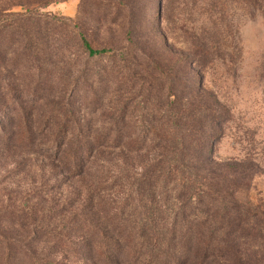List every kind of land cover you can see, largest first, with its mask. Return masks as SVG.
<instances>
[{
  "label": "rangeland",
  "instance_id": "374dc122",
  "mask_svg": "<svg viewBox=\"0 0 264 264\" xmlns=\"http://www.w3.org/2000/svg\"><path fill=\"white\" fill-rule=\"evenodd\" d=\"M21 13L30 20H21ZM75 24L95 48L111 53L81 52ZM19 26L52 34L34 43L57 47L49 51L59 59L57 66L46 53L19 52ZM204 28L213 35L208 44L211 38L217 44L209 66H201L193 52L206 43ZM153 63L175 67L177 79L189 84L192 77L199 79L198 87L221 115L209 155L211 174L242 184L240 198L249 197L264 210L263 0H0V264H114L98 252L101 230L109 223L96 205L100 195L123 200L135 191L140 173L158 153L153 140L165 133L156 106L165 102L166 91H153L152 98L146 88ZM49 69L58 75L42 71ZM182 92L180 97L190 98ZM122 115L126 129L116 128ZM64 121L67 129L59 130ZM79 134L146 138L137 148L104 145L85 173L73 177L56 149L66 146L58 140ZM227 164L243 170L223 168ZM32 207L58 214L50 222L22 225L3 213ZM84 217L97 224L93 235L81 227ZM5 231L20 244L8 259ZM136 242L133 249L125 247L122 264H142L127 255L138 248ZM247 242L241 241L248 251L244 263L264 264V239ZM164 250H156L159 262L167 260ZM180 254L172 249L170 256Z\"/></svg>",
  "mask_w": 264,
  "mask_h": 264
},
{
  "label": "trees",
  "instance_id": "16d2710c",
  "mask_svg": "<svg viewBox=\"0 0 264 264\" xmlns=\"http://www.w3.org/2000/svg\"><path fill=\"white\" fill-rule=\"evenodd\" d=\"M251 1L258 0H246L250 4ZM20 17L21 20H30L25 13H21ZM73 28H78L76 41L81 52H86L89 56L111 53L106 47L95 48L77 24ZM204 32L206 43L195 45L193 52L199 57L201 66H209L214 61L211 50H216L217 44L215 38H211V44H208L212 34L205 28ZM16 34L21 43L19 52L46 53L44 55L47 60L57 66L59 59H53V54H49V51L52 48L59 51L58 48L34 43V40L47 39L51 33L41 28L31 30L19 26ZM129 36L132 38V31H129ZM151 66V70L146 71L148 77L144 82L152 98L157 96L153 91H166L165 102L156 106L162 120L159 123L165 134L160 141L153 140L158 153L140 173L135 191L126 194L123 200L113 197L106 201L105 198L110 195H100L96 207L107 215L106 222L109 223L105 230H101L103 239H98V252L103 257L101 259L106 258L114 264H122L118 259L126 252L125 247L133 249L131 243L137 240L138 248L133 252L129 250L127 255L142 264H167L168 261V264H245L244 256L248 255V251L243 249L241 241L254 244L264 239V210L249 197L240 198V193L245 189L242 184L228 183L227 180L221 182L211 174L212 163L209 155L213 140L220 134L219 130L215 132L214 127L220 123L221 115L212 102L206 100L205 91L198 87L199 79L197 82L192 77V83L189 84L177 79L175 67L166 69L157 63ZM42 71L44 74L50 72V77L53 78L59 73L50 69ZM135 80L138 77L135 76ZM185 83L186 87L182 88ZM182 89L188 91L190 98L180 97V92L183 94ZM7 107L8 105L3 110ZM2 116L4 115L0 114V120ZM125 117L126 115H122L118 118L116 128L126 129L129 126ZM156 125L153 124L152 129H157ZM67 127L66 121L59 124V130H66ZM4 136L7 137L8 134L4 133ZM109 136L100 139L79 134L70 138V141L63 138L58 142L66 145L65 148L60 146L56 151L65 169L75 177L85 173L95 152L104 145L137 148L144 145L146 138L142 135L136 138L127 135L113 140ZM19 138L18 136L16 140ZM48 148L54 149L53 146ZM223 168L243 170L241 166L233 164L223 165ZM135 193L138 196V205L135 204ZM3 213L15 217L22 225L36 224L39 220L50 222L58 214L56 210L38 207L5 210ZM80 223L91 235L97 229V224L85 217L80 219ZM129 227H136L138 231L131 232ZM5 233L4 247L8 259L14 257L15 249L20 244L9 235V231ZM162 246L165 249L163 255L168 257L167 260L164 257L159 262L161 258L159 259L156 250ZM172 249L181 251L180 256L171 257Z\"/></svg>",
  "mask_w": 264,
  "mask_h": 264
}]
</instances>
